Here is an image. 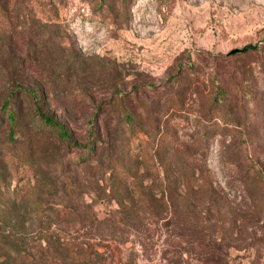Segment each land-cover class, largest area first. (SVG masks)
<instances>
[{"label":"rangeland","instance_id":"obj_1","mask_svg":"<svg viewBox=\"0 0 264 264\" xmlns=\"http://www.w3.org/2000/svg\"><path fill=\"white\" fill-rule=\"evenodd\" d=\"M39 1L0 30V108L7 85L42 88L71 141L16 94L19 126H0V264H264V0ZM94 136L96 159L71 167ZM22 157L30 168L12 171Z\"/></svg>","mask_w":264,"mask_h":264},{"label":"trees","instance_id":"obj_2","mask_svg":"<svg viewBox=\"0 0 264 264\" xmlns=\"http://www.w3.org/2000/svg\"><path fill=\"white\" fill-rule=\"evenodd\" d=\"M37 7V9L41 10V6H40V1L39 0H0V30L3 32H7L9 30V28L11 27V23L14 19V17L16 16V18H18L20 16V11L23 10L25 16L27 15H33V11L34 9ZM249 51V50H248ZM246 51V52H248ZM245 53L241 54L244 55ZM236 55V54H235ZM231 56V55H228ZM15 84V83H14ZM22 87L21 84L19 85H7L5 88V96L2 100L1 106L2 108H0V115L5 113V116H2L0 118V126L2 124L3 119L6 120V122L9 124L10 127V137H12V132L13 130L19 126V106H18V110H14L15 109V98H16V94H21V98L24 100H28L29 104H30V108L32 109L34 116H36V118L38 119V121L44 125L47 126L49 128L52 129V131L55 133V135L60 138L62 141L69 143L71 141V135L70 132L65 130V128L58 122H54L52 121V119H50L48 116H46L45 114H43L40 110V104H41V95L43 96V92H42V88L40 89H36V88H24ZM18 100V98H17ZM215 104H218V99H216ZM217 120H219L222 124L224 125H232L233 121L228 117V116H223V115H219L216 117ZM125 121L127 123V126H130V124L132 123L131 118L129 117V115L126 113L125 115ZM223 129H225V127H223ZM98 138H96V136H94V139L91 143L87 144L88 147H85L84 149H82V153H81V159L75 158V159H70L68 160V162L70 163L71 167H77L78 165H80L81 163L87 162L90 163L92 161H94L96 159V151H97V146H99L100 144L98 143ZM123 157H120L121 159L120 162L119 160L117 161V163L115 165H113L110 169H109V173L112 176V178H114V181L116 183H122V181H126L127 179L125 178V176H122L121 178H119L120 175V171L118 170V166L123 167L125 166L126 169H128L127 163H128V159H125V155H128L127 153H123ZM11 162H13V164L15 163V166L12 167V171H17V169L21 168H25L28 169L30 168L29 162L24 159L23 157L20 158L19 160H17L16 162L14 160H11ZM119 163V164H118ZM116 165H118L116 167ZM120 167V168H121ZM14 169V170H13ZM23 169H21L22 171ZM20 171V172H21ZM2 169L0 168V187H5V182H4V177L3 174L1 173ZM126 175V174H123ZM126 179V180H125ZM121 180V181H120ZM67 182L69 183V187H67V189H70L72 184L74 183L73 179H67ZM72 182V183H71ZM175 186H177V184H175ZM179 186H182L184 193H183V201H186V206L187 208H192L193 206L191 205V200L188 199V197H186V195H188L186 192V190H188V185L185 183H180ZM25 187H28V184L26 183ZM18 194V193H16ZM17 198V197H14ZM191 198V197H189ZM4 200H6L5 202L8 203V198L5 197L3 198ZM14 203H15V199H13ZM174 199H172L171 197H165L163 199L164 202V208L166 209V211H168L171 215V217L175 216L177 214V209L173 206L174 204ZM153 203L156 202V200L152 201ZM153 205V204H152ZM32 209L35 211L36 214H40L41 210H40V204H38V202H33L32 205ZM67 210V209H66ZM71 210V209H69ZM208 215V213H207ZM170 217V218H171ZM166 222L164 224L166 231L168 230V228L170 229V227L172 226L171 221L167 218L165 219ZM204 221H206V219H204ZM207 221H210V219H208L207 217ZM174 226V224H173ZM0 230V247L3 249L4 248H8L10 241H12V237L10 235H5L3 234V232ZM168 232V231H167ZM172 233V232H171ZM170 234V233H169ZM167 233V235H169ZM169 239V238H168ZM201 245V244H200ZM205 249V245H201L198 247L199 251H203ZM25 256V253H21ZM225 258V257H224ZM227 258L224 259V261L222 262V264H227ZM213 259L211 260H207V261H196L195 264H212ZM213 264H217V262H214Z\"/></svg>","mask_w":264,"mask_h":264},{"label":"water","instance_id":"obj_3","mask_svg":"<svg viewBox=\"0 0 264 264\" xmlns=\"http://www.w3.org/2000/svg\"><path fill=\"white\" fill-rule=\"evenodd\" d=\"M257 49H258V45H256V46L248 45V46L243 47L242 49H234V50L230 51L228 53V55L232 56L235 54L245 53L248 50H257Z\"/></svg>","mask_w":264,"mask_h":264}]
</instances>
